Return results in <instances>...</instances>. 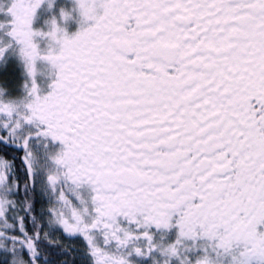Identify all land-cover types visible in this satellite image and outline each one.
<instances>
[{
    "label": "snow or ice",
    "instance_id": "1",
    "mask_svg": "<svg viewBox=\"0 0 264 264\" xmlns=\"http://www.w3.org/2000/svg\"><path fill=\"white\" fill-rule=\"evenodd\" d=\"M0 264H264V0H0Z\"/></svg>",
    "mask_w": 264,
    "mask_h": 264
},
{
    "label": "flooded vegetation",
    "instance_id": "2",
    "mask_svg": "<svg viewBox=\"0 0 264 264\" xmlns=\"http://www.w3.org/2000/svg\"><path fill=\"white\" fill-rule=\"evenodd\" d=\"M57 2L67 4L69 0H57ZM21 80L20 69L13 58H9L6 63H0V87H6L15 94L19 91Z\"/></svg>",
    "mask_w": 264,
    "mask_h": 264
}]
</instances>
